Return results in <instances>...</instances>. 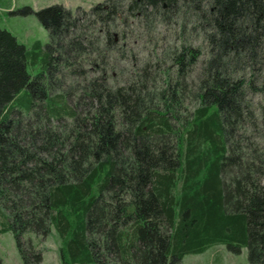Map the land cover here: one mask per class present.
Masks as SVG:
<instances>
[{
  "label": "trees",
  "instance_id": "obj_1",
  "mask_svg": "<svg viewBox=\"0 0 264 264\" xmlns=\"http://www.w3.org/2000/svg\"><path fill=\"white\" fill-rule=\"evenodd\" d=\"M17 12L49 38L0 26V232L22 263L42 260L24 234L53 227L60 264H176L219 243L264 264V0ZM130 21L153 35L148 58L129 54Z\"/></svg>",
  "mask_w": 264,
  "mask_h": 264
},
{
  "label": "rangeland",
  "instance_id": "obj_2",
  "mask_svg": "<svg viewBox=\"0 0 264 264\" xmlns=\"http://www.w3.org/2000/svg\"><path fill=\"white\" fill-rule=\"evenodd\" d=\"M102 0H0V26L10 31L18 41L30 46L35 40L40 41L42 45L49 40L47 30L40 23L34 13L20 14L18 9L23 7H30L37 11L46 6L53 4H61L71 11L72 14L77 13V8L81 7L88 10L94 4ZM155 28L159 35L169 36V31L161 26ZM90 30L87 29L86 32ZM92 39V47H100L97 42L98 35ZM126 41L130 48L129 54H132L137 60L148 58L151 56V49L153 45V35L150 34L146 27L137 22L130 21L128 29L124 32ZM192 37L194 44L199 43V38ZM88 43L84 47V54H87L92 49ZM102 48V47H101ZM39 66L34 68L29 67L30 74L33 76L39 70ZM130 69L124 66V63L117 65L115 78L123 80L126 73ZM79 78L59 77L56 81L57 88L65 90L67 86L75 87L73 85ZM81 80V79H79ZM4 216L0 214V228L4 223ZM24 238H30L33 245L41 250L42 260L38 264H60V239L52 227L50 233L46 237L36 236L33 233L24 234ZM0 264H23L18 251L15 246L13 234L10 230L0 232ZM94 264V263H87ZM176 264H249L247 259V249L242 247L240 253L234 254L230 252L224 244H212L200 253L185 254L182 259Z\"/></svg>",
  "mask_w": 264,
  "mask_h": 264
}]
</instances>
